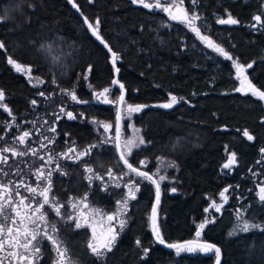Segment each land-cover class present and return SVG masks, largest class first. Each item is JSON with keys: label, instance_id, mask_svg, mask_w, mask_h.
Instances as JSON below:
<instances>
[{"label": "trees", "instance_id": "16d2710c", "mask_svg": "<svg viewBox=\"0 0 264 264\" xmlns=\"http://www.w3.org/2000/svg\"><path fill=\"white\" fill-rule=\"evenodd\" d=\"M196 1L200 15L207 20L226 10L239 21L233 26H218L208 21L209 33L219 46L241 64L253 65L249 73L253 74V80L259 89L264 90V63L259 62L264 57V27L253 19L260 15L264 21V0ZM23 3H28V7L24 4L20 10L11 11V18L0 23V40L7 48L6 53L0 50V90L5 93V99L0 104H6L12 113L10 116L0 108V136L3 137L0 139V148L13 145L24 151L30 146L39 151L35 157L29 154L11 158L7 154L10 156L12 170L0 165L10 172L8 177L0 179L4 182L9 179L13 182L19 181L21 176L12 174L18 166L22 170L21 174L29 179L28 182L33 183L34 178L29 174L31 170L27 168L33 166L35 171L44 164L39 156L47 159L46 154L49 152L53 155L68 152L70 147L81 152L91 145H97L89 155L78 161L58 157L61 170L66 175L54 171L51 178L50 197L55 196L65 207L61 209L62 216H56L47 206L45 210L48 212V219L59 228V237L65 241L73 260L78 264H213L211 258L200 261L184 257L178 260L172 252L160 248L154 242L145 230L139 210L136 209L139 205L146 208L151 205L148 188L140 179L136 180L142 185L140 197L130 204L126 227L114 246V252L107 253L103 260L97 259L87 248L88 231L76 229L72 221H65V217L70 214V197L82 198L87 193V201L92 206L111 213L115 211L116 202L124 195L123 189L112 185L106 175L108 169H112L117 175L125 171L117 158L111 131L105 132L100 123L109 118L107 109L93 103L90 98L80 96L78 90H75L78 100L87 103H77L61 91L73 90L67 88L70 85L63 81L72 72L71 76L77 80L80 91H88L87 85L97 90L105 88L111 84L112 70L108 55L88 37L84 26L66 0H22V3L21 0H0V15ZM75 3L91 22L99 18L104 39L113 51L121 54L119 79L126 91V102L147 106L141 110L138 122L147 125V137L155 143V148L135 155V160L131 163L141 168L139 161L146 159L151 152H158L171 139L172 134L182 133L184 137H197L193 152L184 155L181 161L175 158L176 165L180 167L182 190L190 197L165 195L161 203L167 215L164 222L167 243L188 241L195 233L196 225L204 217L201 213V209L206 206L204 195H216L226 185L237 184L244 174L235 170L231 179L219 174L218 168L223 161L222 147L228 146L229 150L239 156V163L246 164L247 168H256L254 163L259 158L258 147H264V123L259 124L264 119L262 105L250 96L233 92L235 82L230 79L232 76L227 75L228 78H224L228 65L219 56L209 52V58L216 63L205 60L197 52L202 46L192 32L173 23L170 24V32H161V25L166 24L167 20L160 13H150L142 7H133L128 0H92V3L90 0H75ZM118 21L122 26L120 29L126 32L120 41L111 36V32L120 31ZM41 25L46 27L52 41L48 42L45 35L43 36ZM60 39L65 43L63 46L58 43ZM41 45L45 48L41 49ZM54 46L61 50H54ZM182 46L186 47L185 51H182ZM62 52L68 58L63 55L64 62H60L64 65L63 75L54 68V59L49 58L53 54L54 58L57 55L62 56ZM7 56L33 65V76L41 77L45 82L33 87L36 81L30 83L25 75L17 73L7 63ZM85 75L87 79L83 78ZM53 79L56 83L52 82ZM214 82L215 88L211 89L209 83ZM40 91L45 92V97L38 95ZM223 92L228 94L223 95ZM169 94L183 99H179L178 104L169 110L150 107L153 104L166 103ZM32 100L37 101L36 105L31 104ZM61 108L64 112H61ZM66 112H72L76 119H68ZM50 127H55L56 132L48 131ZM221 127L237 130L225 132L220 130ZM244 129L255 138L254 144L243 141ZM25 130L33 134L28 144H13L14 138ZM43 136L54 137L55 143L40 149L41 143H48L42 139ZM69 155L74 156L75 153ZM85 167H92L104 177V181L93 180L90 185L85 177L91 174L85 171ZM153 167L152 164L145 171L150 172ZM52 168H55V164L44 165L45 172ZM42 184L46 186L47 182ZM20 191L23 195H28L24 189ZM247 203V218L251 221H262L255 203ZM231 222V214L225 212L202 233L208 243L222 250V264H264V232L228 239L227 224ZM137 241H140L139 245ZM144 249H148L147 254ZM42 252L44 258L40 264H52L53 253L49 242H43Z\"/></svg>", "mask_w": 264, "mask_h": 264}, {"label": "snow or ice", "instance_id": "6c2138e0", "mask_svg": "<svg viewBox=\"0 0 264 264\" xmlns=\"http://www.w3.org/2000/svg\"><path fill=\"white\" fill-rule=\"evenodd\" d=\"M92 2V0H90ZM133 4L142 5L144 8L148 9H159L165 13H168L171 20H178L180 22H186L187 25L191 28V30L196 34V36L203 42L207 44L208 47L213 48L218 54L226 57L229 60H233V58L220 46L216 45L210 37L206 35H202L200 28L195 25V21L200 20V16H198L194 11L189 13L183 7V0H155V3L146 2V0H131ZM22 3V0H21ZM165 3L167 6H165ZM193 5H195L196 0H192ZM74 6H76L74 4ZM21 5H17L15 9L5 10L3 15H0V23L6 22V20L11 18V11L20 10ZM29 7H32L31 5ZM173 8L176 9L173 12ZM253 19L260 24L261 27H264V21L261 20L260 15H256ZM239 21L232 18L231 14H228L227 19H218L217 23L220 24H237ZM84 23L87 25V28L91 31L92 36H94L101 44L104 45L105 48L111 53L112 64L115 66L117 60L119 59V55L117 52L113 51L109 44L103 39L99 32L100 27V20L97 18L95 22L88 21L87 17L84 19ZM255 26V25H253ZM41 49H44L45 46L41 45ZM0 50H3L5 53L7 52V48L5 43L0 40ZM49 50H51V46H49ZM7 63L11 65L17 73H21L25 75L29 82L31 83L33 80L36 82L33 84V87H38L39 85L43 84L45 81L41 77H34L33 76V65L31 64H24L21 61L14 59L12 56H7ZM233 64L236 69V78L240 82V86L235 88L234 90L237 92H241L244 94L251 93L252 96L258 98L260 101H264V90L257 88L255 85L249 81L247 75H245V67L251 68L252 64H247V66L238 63L237 61L233 60ZM91 71V66L88 68V72ZM116 71L119 72V68H116ZM87 79V75L83 77ZM56 83L55 79L52 81ZM112 83L114 85L119 84L118 80H113ZM121 90H123L124 85L119 84ZM61 91L69 96L71 100L77 103H87V101L78 100L75 90L69 91L67 89H61ZM109 89L105 88L102 93L99 95L103 96L105 93H108ZM39 96L45 97V92L40 91L38 93ZM170 95V100L167 103L159 105V107L163 108H172L173 105L179 102V99L174 95ZM47 98V97H46ZM5 93L3 90H0V102L4 101ZM121 103L124 102V95L121 94L119 97ZM105 103H109V100L105 96L104 99ZM37 101L32 100L31 104L36 105ZM147 106L145 105H127L128 112H139L143 108ZM0 108H3L4 111L8 112L11 116V110L7 107L6 104H0ZM61 112H64V109L61 108ZM67 118L70 120L76 119V115L72 112L65 113ZM83 115L82 113L80 114ZM59 119V117H57ZM121 115L118 112L116 115L115 121V137H114V144L117 152L119 153V160L123 163V165L127 168L128 171L122 172L119 177L113 172L112 169H108L106 175L109 180L117 181L114 186L119 188L121 185L118 182L119 180H123L125 176H129L130 174H134L135 177H139L142 180H147L156 186V197L157 202L159 201L160 195V184L159 181H163L166 177L163 175L158 176V180L154 177L158 175L157 173L149 174L146 171H142L139 167L134 166L128 159L132 155L134 148H139L141 145H146L150 143V141H145L142 136H139V130H134V137L128 138L121 143ZM14 123V119H13ZM102 127L104 128L105 132L111 130L113 128L112 124H107L100 122ZM34 124V122H33ZM12 125L10 124L9 127ZM19 127V125H16ZM48 131L56 132L55 127H50ZM32 133L30 131H22L18 136L14 138L13 144L19 145H27L28 140L31 137ZM242 135L246 137L249 141L253 140L254 137L249 133L247 129L242 131ZM0 139H3L0 136ZM43 140H46L48 143H41L40 149L47 148L49 144L55 143V138L43 136ZM107 142V141H102ZM97 147V145H91L88 149L77 152L74 147H70L68 152H61L56 153L55 155L51 154L50 152L47 153V159L45 156H39V159L44 162L40 167H37L35 171L32 173L36 178V185L33 186L25 181L23 176H21V169L17 166V168L12 171L13 175L21 176L20 180L17 182H13L11 179L4 182L0 179V264H24L26 261L27 264H40V262L44 258V254L42 252V244L44 241H47L51 245V252L53 253L52 264H78L77 261L73 260V258L69 255V248L65 244V241L59 237V228L55 223H52L48 219V212L45 210L47 208L54 211L56 216H62L61 209L65 207L64 204L60 203L55 196L50 198V193L52 191V175L54 171H59L61 175H66L61 170V165L59 163V158L78 161L82 157L89 155L93 148ZM38 149L27 147L26 150L22 151L18 147L13 145H6L0 148V165H5L12 170V165L9 163L10 156L11 158L16 157H24L31 154L33 157L38 155ZM261 152H264V149H261ZM69 153H75V155H69ZM7 154H10L7 155ZM237 159L236 154L233 152L229 155L227 162L223 165V168L230 169L234 165H236ZM55 164V168L49 169L47 172L44 170V165H51ZM140 165L146 166L145 161H139ZM168 166L174 167L175 165L169 164ZM85 171L90 173L91 175L86 176L85 178L89 181L90 185L93 180H99L101 182L104 181V177L99 175L94 171L92 167H85ZM10 175L9 171H5L4 167H0V178L8 177ZM46 181V186H41L42 182ZM124 187L128 189L126 193V198L121 201H117L118 204H121L124 209H127L129 199H136V192L139 191V184L135 179L128 180ZM231 187V186H229ZM20 189H24L28 195H23ZM103 190H106L103 189ZM173 192L176 191L175 188L172 189ZM229 191V188H225L222 192L219 193V196L222 198L224 203L227 202L228 197L226 193ZM87 193L82 198H69L68 203L70 204L71 208L74 210H78L79 206L83 204L84 208H88L89 205L87 203ZM40 197L42 199H37ZM259 199L261 202H264V186H261L259 189ZM212 208L215 209L216 212H220L223 204H217L215 201L212 202ZM99 210L94 209L93 212H98ZM206 212L209 209H205ZM125 213H121L124 215ZM84 212H80V216H84ZM156 216V207L153 206V215H152V231L159 241L160 244H164L165 241L159 231L158 226L155 222ZM117 218L116 214L108 215L107 219L109 221H113ZM242 219V218H241ZM65 221H74L75 228L79 229L83 225L80 222L79 217H74L72 215H67L65 217ZM125 219H121L119 221V227L122 230L126 224ZM87 219L84 220V224H87ZM205 225L201 224L199 227L203 228ZM251 229H259L264 231V226L256 223H250L247 220H243L241 225H237L234 228V232L236 231H243L248 232ZM110 235L105 239L103 243H96L94 241H90L87 244V248L91 251V254L95 256L97 259L103 260L107 253L112 252L113 244L116 240V236L118 233L115 232L114 229H110ZM200 235V232H197V236ZM189 245L192 242H187ZM140 244V241H137V245ZM169 248H175L176 251L179 253L183 250L193 251L195 250L192 247L185 249L183 245L177 244H168ZM201 250L203 251H211L215 246L214 245H199ZM145 254H147L148 249H144ZM216 256H217V264H219V255L220 250L218 248L215 249Z\"/></svg>", "mask_w": 264, "mask_h": 264}, {"label": "rangeland", "instance_id": "374dc122", "mask_svg": "<svg viewBox=\"0 0 264 264\" xmlns=\"http://www.w3.org/2000/svg\"><path fill=\"white\" fill-rule=\"evenodd\" d=\"M72 1L77 6V4L75 3V0H72ZM128 1L131 2V0H128ZM146 2L155 3V0H146ZM67 3H68V1H67ZM24 4H26V6L28 7V3H23V4H21L20 8H23L25 6ZM131 4H132L133 7H137V6L141 7L142 6V5L133 4L132 2H131ZM68 5L70 6L69 3H68ZM165 6H167L166 3H165ZM183 7L189 13L194 11L198 16H200L201 19L195 21V25L200 28V31H201L202 35H206V36L210 37V39L216 45L219 46V44L214 41V39L211 37V35L209 33L210 32V23L208 21L213 22L215 25L221 26L220 23H217V20L218 19H227L228 18V14H230V13L227 12L226 10H224L220 14L219 13L218 14H214L212 16V18H210V20H207V18H203L200 15V12L198 10L197 1H196L195 5H193L192 0H183ZM77 8H78L82 18L85 19V15L80 11L78 6H77ZM142 8H144V7L142 6ZM144 9L147 10L148 12H150V13H160L161 15L164 16V19L167 20L166 24H162L161 25V28H160L161 32H164V31L170 32L172 30L170 24L173 23V24H177L178 26H181L182 28L186 29L189 32H192L196 36V34L191 30V28L187 25L186 22H180L178 20H171L169 15H168V13H165V12L159 10V9H155V8H153V9L144 8ZM172 10H173V12L176 11L175 8H173ZM41 11H42V7H41ZM76 17H77V15H76ZM231 17L235 19V17H233L232 15H231ZM87 19H88V21H90L89 18H87ZM96 19L97 18L92 20V22L94 23ZM80 22L84 26V29H85L88 37L91 40H93L96 44H98L106 52V54L109 57V54L107 53L105 48L102 46V44L96 42L95 39L92 37V35L90 34V32H89V30L87 28V25L81 20H80ZM110 22L115 24V21H113V20H111ZM117 23H119V26H118L119 29L122 28L120 22L118 21ZM233 25H235V24H229L228 26H233ZM54 26L56 27V25H54ZM45 28L46 27L44 25H41L40 26V31L43 33V36L45 35L44 37H46L47 41L50 42V40L52 41V37L49 36V34L46 32ZM101 29H102V23L100 22L99 32H100L101 36L103 37V33L101 32ZM139 33H141V30H139ZM125 34H126V32L124 30H122V29H120L119 32L118 31L111 32V36L115 37L118 41H120L121 36L125 37ZM158 35H159V33H158ZM157 36H155V38ZM103 39H104V37H103ZM196 40H198V42L202 46V49H200L198 51L196 50V51L199 52L202 56H204L205 60L211 61V62H215V63H216L215 60H211L209 58L210 56H209L208 52L212 53L214 56H219V58H221L220 60L222 62H225L228 65L227 70L225 69L224 78H228L227 75H230V77L232 76L230 79L234 80L235 88L239 87L240 86V82L236 78V69H235V66L233 64V60H235L238 63H240L239 60L228 53L233 58V60H229L226 57L218 54L216 51H214L213 48H210V47L206 46V43L201 41L197 36H196ZM154 42H156V39H154ZM58 43L62 44V46L65 44L64 41L61 40V39L58 41ZM185 48L186 47L182 46V48H181L182 51H185L186 50ZM53 49L56 50V51H58V50L60 51L61 50V48L55 47V46H54ZM74 50L76 51V49H74ZM112 50H113V48H112ZM63 55H65L64 52H62V56L61 55H59V56L57 55L55 58L53 57L54 54L51 55L52 57L48 56L49 58H53L54 59L52 61L53 66H54V68H56V70L61 75H63L62 70H63L64 65L62 66V64L60 62H64ZM118 55H119V59L116 62V68H119L118 65L122 63L121 54L118 53ZM65 57H66V55H65ZM47 61H49V60L47 59ZM259 62L260 63H264V57H262L259 60ZM108 63H109V60H108ZM215 63H212V64H215ZM109 66H110V68L112 70V80H111V84L109 86L105 87V88L109 89V92L105 93V95H103V96L99 95V93H102L105 88L97 90V89H94L93 87H90L89 85H87L86 89L88 91H80L79 88H78L79 84H78L77 80L73 79L72 76H71V74H73V72L71 74H69V76H67V78L65 80H63L64 77H62V76L61 77L63 78L62 80L65 83H68L70 85V86H66L67 88L73 89V90H78L80 96L86 97V98H90L93 103L99 104V105L103 106L105 109H107L106 114L108 113L109 118L104 120V121H102V122L113 125V128L110 131L112 133L111 136H112V139H113V142H114L115 121H116V115H117V108H118V100H119V97H120V91H119L118 88H116L112 84V81H113V69H112L110 63H109ZM245 66H247V65H245ZM251 68H253V67H251ZM251 68L245 67V75H247L249 81H251V83L253 85H255L257 88H259L257 86V84H255V82L253 80V74L251 75L249 73ZM218 69H221V67H219ZM71 78H72V80H70ZM119 78H120V69H119V72H118V81L121 83ZM215 84H216V82L209 83V87L211 89H214L215 88ZM233 92H235L237 94H240V95H243V96H250V97L254 98L255 100H257V101H259L261 103L262 108L264 110V101H260L258 98L252 96L251 94H244V93H241V92H237L235 90ZM227 94L228 93L223 92V95H227ZM105 96L109 100V103H105L104 102ZM169 100H170V97L168 98L167 102H169ZM161 104H163V103L153 104V105H150V107L164 109L163 107H159V105H161ZM177 104L173 105V107L176 106ZM127 105H133V104L127 103L126 100H125V97H124V102L121 103V106H120V109H119V113H120V115L122 117L121 122H120L121 123V143L123 144V141L125 139L133 138L134 137V130H139V132H138L139 136H142L145 141H150V143H148L146 145H141L139 148H134L133 149L132 155L130 157H128L129 161L132 162V160H135V158H134L135 155H138L140 153H144V152L147 151V149H149V151H152L155 148V143L152 140H149L148 137H147L148 136L147 125L144 124L143 122L142 123L138 122V121H140L139 119H140V116H141V111H139V112H131L130 113V112L127 111ZM133 106H136V105H133ZM260 123L263 124L264 123V119L259 121V124ZM220 130L221 131H225V132H232V131H236L237 129H235V128L234 129H230V128H227V127H221ZM170 138L171 139L168 140L166 142V144H164V146L159 148L158 152H155V153L151 152V153H149V155L146 156V159H143L145 161L146 166L140 165V167H141L140 169L142 171H145V169L147 167H149V166H151L153 164L154 167L148 173L152 174V173H157L158 172V175L154 177L157 180H158V176L159 175H163V176L166 177L163 181H159L158 180V182L160 184V195H159V201L157 202V206H156V216H155L156 225L158 226L159 231H160V233H161V235H162V237H163V239L165 241L164 244H166V245H168V244H176V243H167V241L165 240L164 222H165V220L167 218V215H166V210L163 209V207L161 206L162 205L161 204L162 203V198L165 195H168V196L171 195V196H176V197L177 196H182V197L185 196L184 198L190 197V196H188V194L185 191L182 190L183 183L179 179L180 167L176 165L177 163L175 161V158H178L181 161V159H183L184 155L193 152L194 145H195L194 142L197 140L196 136H190L189 135L188 137H184L182 135V133H181V135H179V133L177 135L176 134H172L170 136ZM30 139H31V137H30ZM243 141H245L247 143H250V144H254L255 143V138L253 140L249 141L246 137H244ZM22 146H26V145H22ZM114 147H115V144H114ZM222 148H223V152H222L223 161L221 162V164H220V166L218 168L219 174L223 175V177L226 178V179H231L233 177L234 173H235V170H237V173L240 170L242 173H244L239 178V182H241V184L239 182H237V184H234V185L229 184V185H226L225 187H223L219 192H217L216 195H211L209 193L204 195L203 198L205 200L206 206L201 209V213L204 214V217L200 221V223L196 225L195 233L193 234V236H192V238L190 240L199 241V242H203V243H208L204 239V237L202 236L203 231L208 226H211L218 219H220L221 216L223 214H225V212L231 214V220H232L231 224L230 223L227 224L228 225V229H227V232H226V237L228 239H233V238H235L237 236H242V235H248V234H254V233H258V232H264V231H261L259 229H251L248 232H243V231L234 232L233 231L234 228L237 227V225H241L242 224L243 220H247L250 223H256V224H260L261 226H264V202H261L260 199H259V189H260L261 186H264V152H261V149H264V147L263 146H259L258 147L257 153L259 155V158L254 163V165L256 167L255 169H253L252 167L247 168L246 164H243L242 162L239 163V158H238L239 156L238 155H236V159H237L236 165H234L230 169L223 168V165L227 162V160L229 158V155L231 153H233V151L229 150V147L226 146V145H224ZM115 151H116V149H115ZM116 155H117V153H116ZM117 158L119 160L118 155H117ZM119 162H120L121 166L124 167V169H125L124 172L128 171L127 168L123 165V163L120 160H119ZM169 164H173L175 166L174 167H170V166H168ZM32 168H33V166H30V167L27 168V169L31 170L30 171L31 173H29V174H32L34 172V170ZM243 169L245 171H242ZM120 174H118V175L116 174V176L119 177ZM21 176H23V178L25 179V181L27 183L32 184L33 186L36 185L37 181H36V178H35V176L33 174H32V178H34V180H35V182L33 180V183L28 182L29 179L26 178L25 174H23V175L21 174ZM130 179H135V180L140 179L143 183H145L146 187L148 188L147 190L150 193L151 205L149 206V208H146L144 206L139 205L138 206L139 208L136 207V209H137V211L139 210V216H140V219H142V221L144 222L145 230L148 231L149 234L151 235V232H150V220H151V217H150V215H151V209H152V206H153V203H154V200H155V195H156L155 186H154V184H152L151 182H149L147 180H142L139 177H135L134 174H130L129 176H125L123 178V180H119L118 181L120 183V185H121L120 188H122L123 191H124L123 197L120 200H118V201H121L124 198H126V193H127L128 189L124 187V184ZM109 182L112 185H114L117 181L109 180ZM247 183H248V186H247ZM244 184L246 186H244ZM41 186L43 187V184H41ZM141 186L142 185L139 184V191L136 192V199H134V200L129 199L128 206H127L126 210L124 209V207L121 204H118L117 202H116V206H115L116 207L115 211H113L111 213H106L102 209H99V208H96V207L92 206L88 201H87V203L89 205L88 208H84L83 204H81L79 206L78 210L72 209L70 204H69L70 215H72L74 217H79L80 222L83 225L79 229H86L88 231V235H89L88 243L90 241H94L96 243H103L105 241V239L111 234L109 230L110 229H114L115 232L118 233V235L116 236V240H115V242L113 244V250H112L111 253L114 252V249H115L114 246H115L116 242L120 239V235H121L122 231L124 230V228L126 227V224H125L124 228L121 230L120 227H119V221L121 219H125L126 220V216H127L130 204L140 197L139 195H140ZM229 186H231V187H229ZM173 188L176 189L175 192L172 191ZM225 188H229V191L226 193V196L228 197V200H227L226 203H224L222 198L219 196V193L222 192ZM26 194H28V193H26ZM38 198H40V197H37V199ZM213 201H215L217 204H223V207L221 208L220 212H216L215 209L211 207ZM247 201L255 203V205L257 207V212L260 213L262 221H259V222L251 221L250 219L247 218L246 214H247V212L249 210V204L247 203ZM234 205H236L235 208H234ZM94 209L99 210V211L94 213L93 212ZM205 209H209V211L206 212ZM81 211L84 212V214H85L84 216H80V212ZM121 213H125V214L121 215ZM113 214H116L117 218L115 220H113V221H109L107 219V216L108 215H113ZM85 219H87V221H88L87 224H84V220ZM72 222L74 223V221H72ZM201 224H204L205 226L203 228H200L199 226ZM74 225H75V223H74ZM198 231L201 233L200 236H197V232ZM178 243H180V242H178ZM159 247L170 252V250H167V249H165V248H163L161 246H159ZM184 247H185V249H187L189 247H192L195 250H193V251L183 250V251H180L179 253L176 251V249L171 250L172 253H173V256L176 259L179 260L180 258L188 257V258H193L195 260H200L201 261V260H204V259H207V258H211L213 264L217 263L216 252L213 249L211 251H203V250H201L199 245H186ZM216 247L220 250V255H221V259H220L219 264H222V262H223L222 250L218 246H216ZM115 263H118V262L116 261ZM14 264H15V262H14ZM24 264H27V262L25 261Z\"/></svg>", "mask_w": 264, "mask_h": 264}, {"label": "water", "instance_id": "95a60500", "mask_svg": "<svg viewBox=\"0 0 264 264\" xmlns=\"http://www.w3.org/2000/svg\"><path fill=\"white\" fill-rule=\"evenodd\" d=\"M68 1V3L70 4V6H71V8L74 10V12L76 13V15H77V17L81 20V21H83L84 22V19L82 18V16L80 15V12H79V10H78V8H77V6H74V3H73V1L72 0H67ZM89 30V29H88ZM89 32H90V34H91V31L89 30ZM92 35V34H91ZM94 39H95V41L96 42H98V43H100V41H98L94 36H92ZM101 44V43H100ZM102 46L104 47V45L102 44ZM206 46H207V44H206ZM105 48V47H104ZM105 50L107 51V53L109 54V63H110V65H111V67H112V69H113V80H118V72L116 71V64H115V66L112 64V58H111V53L107 50V48H105ZM113 84V83H112ZM119 84H121L120 82H119ZM119 84H116V85H114L116 88H118L119 89V91H120V96H121V94H123L124 95V97H125V94H126V91H125V89L123 88V90H121L120 89V87H119ZM247 94H251V93H247ZM120 106H121V102H120V100H118V108H117V113L119 112V109H120ZM116 149V148H115ZM116 153H117V155H118V157H119V153L117 152V150H116ZM154 186H155V184H154ZM155 190H156V186H155ZM153 206H157V197H156V195H155V200H154V203H153ZM153 206H152V209H151V215H150V217L152 218V215H153ZM150 232H151V236H152V239L154 240V242L157 244V245H159V246H161V247H163V248H165V249H167V250H174L175 248H169L166 244H160L159 243V241L156 239V237H155V235H154V233H153V231H152V219L150 220ZM200 235H201V233H200ZM199 235V236H200ZM187 242H192V244H197V245H212V244H210V243H203V242H199V241H194V240H189V241H184V242H180V243H176L177 245H183V246H186V245H189ZM191 244V245H192ZM215 246V245H214ZM217 247L215 246L213 249L215 250ZM220 259H221V255H219V262H220ZM217 264V263H216Z\"/></svg>", "mask_w": 264, "mask_h": 264}, {"label": "flooded vegetation", "instance_id": "af4514ba", "mask_svg": "<svg viewBox=\"0 0 264 264\" xmlns=\"http://www.w3.org/2000/svg\"><path fill=\"white\" fill-rule=\"evenodd\" d=\"M142 7V6H141ZM228 26L229 24H221V26ZM165 110H169V109H171V108H164ZM192 245H197V244H192ZM213 245V244H212ZM214 250V249H213ZM170 252H172L171 250H170Z\"/></svg>", "mask_w": 264, "mask_h": 264}]
</instances>
